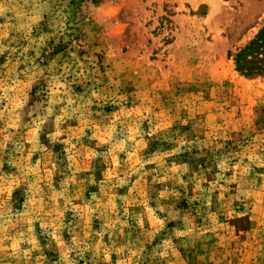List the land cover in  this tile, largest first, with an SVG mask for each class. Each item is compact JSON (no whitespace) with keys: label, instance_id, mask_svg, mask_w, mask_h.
<instances>
[{"label":"rangeland","instance_id":"374dc122","mask_svg":"<svg viewBox=\"0 0 264 264\" xmlns=\"http://www.w3.org/2000/svg\"><path fill=\"white\" fill-rule=\"evenodd\" d=\"M264 0H0V264H264Z\"/></svg>","mask_w":264,"mask_h":264},{"label":"trees","instance_id":"16d2710c","mask_svg":"<svg viewBox=\"0 0 264 264\" xmlns=\"http://www.w3.org/2000/svg\"><path fill=\"white\" fill-rule=\"evenodd\" d=\"M238 69L254 75L264 71V29L258 37L236 55Z\"/></svg>","mask_w":264,"mask_h":264}]
</instances>
